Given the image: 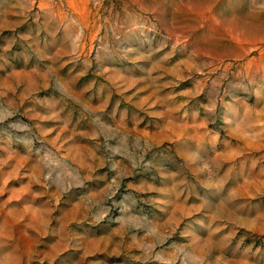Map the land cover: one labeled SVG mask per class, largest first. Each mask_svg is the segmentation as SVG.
Listing matches in <instances>:
<instances>
[{"label":"rangeland","instance_id":"1","mask_svg":"<svg viewBox=\"0 0 264 264\" xmlns=\"http://www.w3.org/2000/svg\"><path fill=\"white\" fill-rule=\"evenodd\" d=\"M0 264H264V0H0Z\"/></svg>","mask_w":264,"mask_h":264}]
</instances>
